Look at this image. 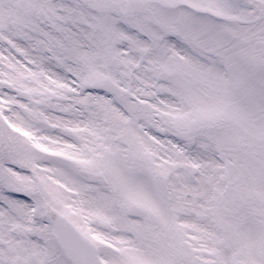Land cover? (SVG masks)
Here are the masks:
<instances>
[{
	"label": "snow or ice",
	"instance_id": "6c2138e0",
	"mask_svg": "<svg viewBox=\"0 0 264 264\" xmlns=\"http://www.w3.org/2000/svg\"><path fill=\"white\" fill-rule=\"evenodd\" d=\"M0 264H264V0H0Z\"/></svg>",
	"mask_w": 264,
	"mask_h": 264
}]
</instances>
